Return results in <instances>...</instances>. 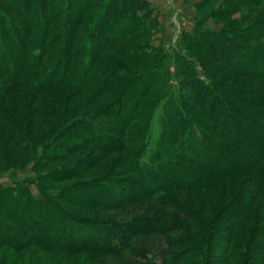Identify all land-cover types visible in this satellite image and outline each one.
I'll return each mask as SVG.
<instances>
[{
	"label": "rangeland",
	"instance_id": "1",
	"mask_svg": "<svg viewBox=\"0 0 264 264\" xmlns=\"http://www.w3.org/2000/svg\"><path fill=\"white\" fill-rule=\"evenodd\" d=\"M107 1L0 0V200L6 205L11 201L13 216L23 215V221L28 215L25 193L44 204L46 199L60 204L59 193L67 195V187L87 179L80 174H98L99 168L104 177L126 174L127 168L122 171L118 166L125 158H139L151 166L147 155L159 151L157 141L166 126L172 128L175 142L163 151L172 155L189 153L187 145L195 139L204 148L226 142L217 122L230 134L242 127L264 138L258 130L264 128V0H149L151 17L121 21L114 44L103 47L92 38ZM205 34L235 39L260 61L244 66L245 72L230 68L206 54L201 40ZM190 76L225 101L227 108L218 120L198 99ZM234 95L240 100H232ZM108 124L125 130L123 151H114L120 147L115 140L106 143L105 133L110 134L112 127ZM87 158L98 161V168ZM242 167L232 177L215 175L194 187L193 181L175 177L186 187L157 191L135 210L131 206L108 210L117 212L119 220L132 218L137 232L143 227L133 223L143 218H135L156 210L172 213L184 223L185 212L212 225L217 221L216 229L207 230L208 252L205 244L169 246L167 240H178L182 233L166 222L159 226L160 235L132 238L134 249L125 253V259L111 251L67 253L28 244L15 251L0 239V264H169V250L178 251L184 259L181 264H213L218 235H226L223 217L235 219L245 206L264 204L263 190L252 193L251 203L246 200L257 189L251 186L254 178L264 176V165ZM62 170L78 174L59 181L56 175ZM144 205L151 212L142 211ZM10 222L4 220L12 234L17 229ZM242 226L243 222L235 226V238L242 236L238 230ZM256 227L264 231L261 224ZM21 230L25 232L24 225ZM240 241H233L229 252L237 253ZM258 262L264 257H254L253 264Z\"/></svg>",
	"mask_w": 264,
	"mask_h": 264
},
{
	"label": "trees",
	"instance_id": "2",
	"mask_svg": "<svg viewBox=\"0 0 264 264\" xmlns=\"http://www.w3.org/2000/svg\"><path fill=\"white\" fill-rule=\"evenodd\" d=\"M76 3L81 4V2ZM74 9H76L75 5L70 11ZM152 11L153 8L149 0H110L105 2L93 30L94 44L103 47L113 45L115 29L121 21L149 19ZM201 40L208 56L215 57L219 61L224 60L226 64L230 65V68L233 67L235 70L245 72L244 66H251L260 61L256 54L235 39L205 34ZM189 80L195 91L198 92V99L208 104L209 112L216 114L217 120L222 117L225 108H227L225 101L211 94L206 85L195 76H190ZM231 98L232 100H240L241 97L234 95ZM191 102L194 101L191 100ZM195 108H198V105H195ZM216 124L220 125L218 127L221 129L220 136L226 142L223 144L214 142L213 147L204 148L205 145L195 139L194 144L188 143L187 145L191 148L190 150L187 149L189 153L178 152L176 155H172V152L165 153L163 151L172 141L175 142V139L172 140V135H174L172 128L164 127L162 138L157 141L159 151H150L147 155L152 158L151 166L146 165L139 158H134L133 161L130 158H125L119 163L118 166L122 171L127 168L128 173L138 174L139 177H128L129 175L125 171L123 173L126 174L116 173L115 177H104L101 174L102 168H99L98 174H95L96 171L87 175L80 174V177L84 176L87 179L77 182L76 187H67L65 190L67 195L59 193L56 198L60 200V204H55L52 199L51 201L46 199L48 203L44 204V201H38L30 193H25V209L28 210V215L24 221L23 215L13 216L14 208L12 206L14 205L11 201H9V205H6L0 200V239L9 244L15 251L21 249L24 244H28L42 250L58 249L67 253L86 250L111 251L117 255H124L122 258L125 259V253L129 249H134L132 238L143 234L160 235L162 233L159 226L163 227V225L171 223L168 228L173 227L172 230H179L182 236H179L178 240H167L169 246L182 242L186 246L193 245L204 248L202 245L205 244L204 249L208 252L211 245H209L210 234L207 230L208 228L216 229L215 223L217 221L212 225L194 213L185 212L186 223H184L181 218L172 213L167 214L156 210L153 214L135 218H143L137 223H133V225L143 227L137 232L132 227L131 221H134L132 218L119 220L117 219V212H108V210H127L128 206L135 210L137 208L135 205L138 206L141 202L153 199L157 191L171 192L186 187L187 183L176 179L177 177L193 181L192 187H194L200 181L215 175L232 177L234 176L233 172H240L242 166H247L249 169L255 165H264V138L260 135L251 134L248 129L242 127H239L238 131L235 129L230 134L220 122ZM108 126L112 127L109 129L111 130L110 134L105 133L106 137H109L106 143L115 140V143L119 144L120 147L114 151H123L124 141L121 137L125 130L116 127V125L108 124ZM258 130L264 134V128L260 127ZM249 134H251L250 139ZM85 161L90 166L94 165V168L99 166L96 165L98 164L96 160L87 158ZM250 161H254L253 165L250 164ZM236 163H239L240 167H235ZM84 166L83 168H85ZM75 174L78 173L72 170H62L56 175V178L59 181L70 180L76 177ZM140 178L143 179L139 180ZM97 180L101 181L95 185ZM251 186L257 189H253L250 195H247L246 200L249 203L252 202L251 196L256 190H263L264 192V176L255 177ZM2 193L5 194L4 191ZM71 208L72 210H70ZM141 208H143L142 211L151 212L148 205ZM16 209L19 210L20 208L17 207ZM251 210L253 211L251 212ZM128 211L131 212V210ZM262 212H264V204L261 207H253V209L251 206H245V209L242 208L241 213L235 219L223 217L221 223L226 228L224 231L226 235H218L217 241L220 243L216 245V253L211 255L215 256L213 264H253L254 257H264V231H259L256 227L257 224L264 227V213L262 214ZM104 214L107 217H104ZM257 215L260 216L259 219L256 218ZM8 219H10L13 229H17L12 234L8 233V226L4 223V220ZM240 222H243V226L238 230L242 236L235 238L233 235L235 226ZM22 225L25 226L24 233L21 230ZM246 225H250V228ZM114 239H119L120 242L115 243ZM235 240L241 241L237 245L239 251L234 254L229 252V247ZM177 252L168 251L169 264H181L184 261L182 257L176 254ZM179 254L184 255L183 252ZM256 264H264V262Z\"/></svg>",
	"mask_w": 264,
	"mask_h": 264
}]
</instances>
